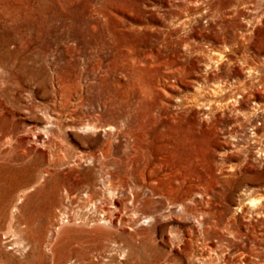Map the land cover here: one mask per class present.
I'll use <instances>...</instances> for the list:
<instances>
[{
    "label": "rangeland",
    "instance_id": "obj_1",
    "mask_svg": "<svg viewBox=\"0 0 264 264\" xmlns=\"http://www.w3.org/2000/svg\"><path fill=\"white\" fill-rule=\"evenodd\" d=\"M112 256L264 264V0H0V264Z\"/></svg>",
    "mask_w": 264,
    "mask_h": 264
},
{
    "label": "bare ground",
    "instance_id": "obj_2",
    "mask_svg": "<svg viewBox=\"0 0 264 264\" xmlns=\"http://www.w3.org/2000/svg\"><path fill=\"white\" fill-rule=\"evenodd\" d=\"M108 217H106V215H104V219H107ZM110 218L112 219V217L110 216ZM109 218V219H110ZM115 222V220H114V217H113V223ZM112 263H115V264H117L116 263V258L114 257V256H112L111 257V259L109 260V261H107L105 264H112ZM91 264V263H90Z\"/></svg>",
    "mask_w": 264,
    "mask_h": 264
}]
</instances>
